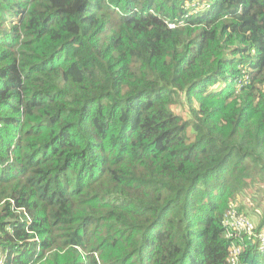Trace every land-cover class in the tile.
I'll list each match as a JSON object with an SVG mask.
<instances>
[{
    "label": "trees",
    "instance_id": "16d2710c",
    "mask_svg": "<svg viewBox=\"0 0 264 264\" xmlns=\"http://www.w3.org/2000/svg\"><path fill=\"white\" fill-rule=\"evenodd\" d=\"M260 184L264 0H0L4 264H231Z\"/></svg>",
    "mask_w": 264,
    "mask_h": 264
},
{
    "label": "built area",
    "instance_id": "2783aa9c",
    "mask_svg": "<svg viewBox=\"0 0 264 264\" xmlns=\"http://www.w3.org/2000/svg\"><path fill=\"white\" fill-rule=\"evenodd\" d=\"M168 26L173 29L176 24H168ZM222 224L225 239L230 243L229 259L231 264H239L241 256L251 242H256L260 253L264 255V228L258 230L255 222L248 215L242 213L236 203L229 204ZM0 264H4V260L0 259Z\"/></svg>",
    "mask_w": 264,
    "mask_h": 264
},
{
    "label": "rangeland",
    "instance_id": "374dc122",
    "mask_svg": "<svg viewBox=\"0 0 264 264\" xmlns=\"http://www.w3.org/2000/svg\"><path fill=\"white\" fill-rule=\"evenodd\" d=\"M186 106H179L177 110L180 114L185 113ZM260 186L264 185L260 184ZM239 205L244 207V211H248L251 216H255L257 222H262L264 217V190L263 192L258 193L257 189L248 191L246 194H242L238 198Z\"/></svg>",
    "mask_w": 264,
    "mask_h": 264
},
{
    "label": "clouds",
    "instance_id": "9594fccd",
    "mask_svg": "<svg viewBox=\"0 0 264 264\" xmlns=\"http://www.w3.org/2000/svg\"><path fill=\"white\" fill-rule=\"evenodd\" d=\"M231 203H232V202H231ZM233 203H236V202H233ZM236 204H237V203H236ZM237 205H238V204H237ZM238 207H239V206H238ZM239 209H240V207H239ZM240 211H241V210H240ZM247 215H248V214H247ZM248 216H249V215H248ZM249 217L255 222V224H256V223L260 224V222H257L255 219H253L251 215H250ZM256 225H257V224H256ZM223 235H224V234H223ZM224 238H225V236H224ZM228 243H229V242H228ZM229 244H230V243H229ZM229 250H230V248H229ZM259 252H260V251H259Z\"/></svg>",
    "mask_w": 264,
    "mask_h": 264
}]
</instances>
